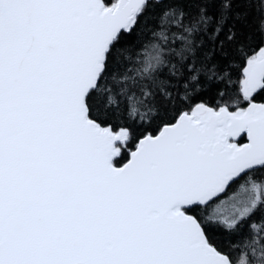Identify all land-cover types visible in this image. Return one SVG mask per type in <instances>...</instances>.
Instances as JSON below:
<instances>
[{"label": "snow or ice", "instance_id": "obj_1", "mask_svg": "<svg viewBox=\"0 0 264 264\" xmlns=\"http://www.w3.org/2000/svg\"><path fill=\"white\" fill-rule=\"evenodd\" d=\"M0 264H264V0H0Z\"/></svg>", "mask_w": 264, "mask_h": 264}]
</instances>
